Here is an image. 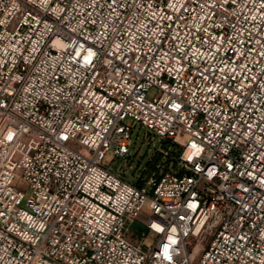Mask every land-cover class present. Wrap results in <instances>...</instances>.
Returning <instances> with one entry per match:
<instances>
[{
	"label": "built area",
	"instance_id": "2783aa9c",
	"mask_svg": "<svg viewBox=\"0 0 264 264\" xmlns=\"http://www.w3.org/2000/svg\"><path fill=\"white\" fill-rule=\"evenodd\" d=\"M0 264H264V0H0Z\"/></svg>",
	"mask_w": 264,
	"mask_h": 264
},
{
	"label": "rangeland",
	"instance_id": "374dc122",
	"mask_svg": "<svg viewBox=\"0 0 264 264\" xmlns=\"http://www.w3.org/2000/svg\"><path fill=\"white\" fill-rule=\"evenodd\" d=\"M131 143L129 155L116 157L109 152L105 158V162L111 164L113 171L129 184L137 185L144 173L149 177L155 171L160 174L161 171L181 170V166L177 164L181 148L162 140L150 130L138 125L132 134ZM19 187L24 185L19 184ZM148 216L149 211L145 208L141 219L145 221ZM151 243L152 234L145 240V245Z\"/></svg>",
	"mask_w": 264,
	"mask_h": 264
},
{
	"label": "trees",
	"instance_id": "16d2710c",
	"mask_svg": "<svg viewBox=\"0 0 264 264\" xmlns=\"http://www.w3.org/2000/svg\"><path fill=\"white\" fill-rule=\"evenodd\" d=\"M140 230H142V227H140Z\"/></svg>",
	"mask_w": 264,
	"mask_h": 264
}]
</instances>
